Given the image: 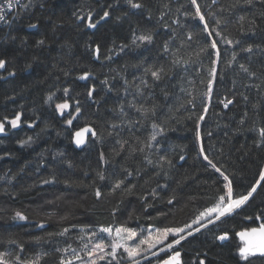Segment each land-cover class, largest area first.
<instances>
[{
	"label": "trees",
	"instance_id": "16d2710c",
	"mask_svg": "<svg viewBox=\"0 0 264 264\" xmlns=\"http://www.w3.org/2000/svg\"><path fill=\"white\" fill-rule=\"evenodd\" d=\"M133 3L142 6L28 0L0 28L3 260L130 264L119 256L86 261L97 243L109 245L103 228L123 226L136 233L184 229L178 248L143 264L162 263L173 251L182 264H264V258L242 261L236 238L258 225V215L264 219V181L234 213L194 223L226 191L224 176L235 198L264 171V0ZM105 11L108 19L101 20ZM149 35L151 41L138 39ZM85 73L92 78L81 82ZM65 102L71 111L61 115L55 107ZM84 126L97 135L77 150L72 137ZM225 232L228 239L218 240Z\"/></svg>",
	"mask_w": 264,
	"mask_h": 264
},
{
	"label": "snow or ice",
	"instance_id": "6c2138e0",
	"mask_svg": "<svg viewBox=\"0 0 264 264\" xmlns=\"http://www.w3.org/2000/svg\"><path fill=\"white\" fill-rule=\"evenodd\" d=\"M191 2L193 4H196V0H191ZM128 3L131 4L132 7L134 8H139L142 5L139 3H133V0H128ZM8 7V8H12L13 7V3L12 0H5V5H0V20H4L5 17L2 14L4 7ZM196 14L199 16L200 20L203 21L204 20V16L200 14V10H199V6H197V10H196ZM91 15V14H89ZM109 16V12L105 11L103 13V16L100 17L101 20H103L104 18ZM89 27H95L96 25L94 23L89 22ZM205 28L207 29V24H205ZM138 39H140L141 41H151L152 37L149 36H140L138 37ZM228 43H231V41H227ZM42 43V42H41ZM212 48H216V42L213 41L211 44ZM249 51H251V49H248ZM96 52L99 53V48L97 47ZM6 62L4 60H0V68H4L5 67ZM243 67V66H241ZM245 71H247V69H244ZM151 75L153 77H155L156 79H160V75L158 73V71H152ZM88 76V73H85L83 78H86ZM209 89H211V81H209ZM65 92H67V89H65ZM89 96L92 95V92L89 91ZM51 95L49 96V99H51ZM232 101L228 100L224 106L228 107L229 104H231ZM58 109L63 110L69 107L68 103H61V104H57L56 106ZM80 108L77 106L76 108V112H79ZM204 117L201 116L200 119L202 120ZM20 119V114H17L16 118L13 119L11 121V124L13 127H15L18 123ZM5 120H7V117L5 118ZM67 123L71 124L72 120H68ZM154 127H157V125H154ZM4 130V123L0 122V132H2ZM91 131V129L89 128H84L81 129L80 131L76 132V143L82 144L84 142L83 140V135L86 132ZM261 135L264 136V129H260ZM94 134V133H93ZM152 139H155V136L152 137ZM20 143H25V141H20ZM201 151H203V149H201ZM206 160L208 159L207 156L204 157ZM183 159V157H182ZM209 163H211V161H209ZM213 167H215V165H212ZM217 171H219V169H217ZM101 179H103L104 177L101 175L100 177ZM223 179L226 181L224 188L226 189V191L224 192L223 195H220L218 197L217 200V204L216 206L210 210V212H214L216 213V220H219L221 217H224L226 215H230L232 213H234L236 210L240 209L242 206H244L246 204V202L249 201L250 197L253 196V193L256 192L257 190V185L261 184V181H264V171L260 172V179L257 180L256 184L252 185L251 189L247 192V194H242L239 196H236L234 198V192H233V187H232V181L229 180L228 176H224ZM122 182H117V184L114 186V188H119ZM101 195L100 191L97 190L96 191V196L99 197ZM17 216H19L21 219H23L24 217L20 214L17 213ZM247 219H252V217H247ZM256 219H261V217L258 215L256 217ZM215 221L212 219L208 220L209 224L214 223ZM194 223H196V221H194ZM186 227H191L190 225H187ZM201 228L206 227L205 224H201L200 225ZM65 232H67V229H64ZM101 231L103 232H107L109 234H111L112 229L111 228H103ZM194 231L198 232L200 231V228H196ZM184 232V229H164L162 232H160L158 230L157 234L155 236H153L152 234H149V236L147 238L141 239L139 241L138 244H136L134 247H129L126 243L123 244V247L125 248V251L128 253L129 257H135L136 255H138V253L140 251H146V249H141L140 245L142 244H147L148 248H152L155 247L156 244L162 243L165 239H167L169 233H174L178 236V238L173 239L171 241V243H168L165 245V247L167 249H172L173 245H179L181 243V241L185 240V236L182 235L181 233ZM123 234H127L126 236ZM96 234L93 233V236H95ZM137 233L127 227H117L115 229V236L118 239H115V241L112 243L111 248H112V253L111 255L113 257H115L116 254V249L118 247L121 246V243L123 241L127 240H131L133 237H136ZM189 236L192 235V232L188 233ZM237 235L240 237V239L242 241H244V244L242 247L239 248V253H240V257L241 259L247 260L249 258V256L255 255L256 253L261 254L262 256H264V223H261L259 225V227H254L251 229H245L242 230L240 232L237 233ZM228 238V233H223L222 235L218 236L217 239L218 240H225ZM105 247V245L103 243H97L94 246L93 250L99 249V250H103V248ZM85 248H87V245H85ZM163 251V249H161ZM5 253H0V264H7V261L3 260ZM89 256L92 255V252L90 251L88 253ZM153 255H155V253H153ZM181 253L179 251H173L172 254L170 256H168L167 259L163 260L162 264H181ZM100 259H103L104 257L101 256L99 257ZM17 259H19V257H17ZM78 259V257H77ZM38 260L39 257H37V261H33L30 262V264H38ZM62 264H67V262H63ZM133 264H136V261L133 260ZM199 264H205L204 260H199Z\"/></svg>",
	"mask_w": 264,
	"mask_h": 264
},
{
	"label": "rangeland",
	"instance_id": "374dc122",
	"mask_svg": "<svg viewBox=\"0 0 264 264\" xmlns=\"http://www.w3.org/2000/svg\"><path fill=\"white\" fill-rule=\"evenodd\" d=\"M53 102V98H51L49 101H48V105L50 106L51 105V103ZM69 105V104H68ZM56 108V110L61 114V115H63V114H69L70 113V111H71V107L69 106L68 108H66V109H63V110H60V109H58L57 107H55ZM215 207V206H214ZM213 207V208H214ZM213 208H210L209 210H207L205 213H203L197 220H196V225L197 224H199V223H202V222H204V221H206V220H208V219H210V218H213L214 216H216V213H214V212H210V210L211 209H213ZM116 229V228H115ZM115 229H112V232H111V234H109V233H107V232H103V235H105L109 240H110V243H109V245L107 246V245H105V247L103 248V250L101 251V250H99V249H96V250H91V252H92V255L91 256H87V259H86V261L87 262H89V261H92L93 259H95L96 257H101V256H103L104 258L103 259H101V260H105V259H107V262L108 261H112V260H114V259H116L117 261H120V258L119 257H121V258H123V259H125V260H128V261H130V264H133V260H135L136 261V264H143V262H145V261H149V260H151L152 258H154L155 256H157V255H159L160 253H162V252H170V251H172L173 249H175V248H178L179 247V245H173V248L172 249H163V251H160V252H158L157 254H155V255H147L146 253L147 252H149V251H151L152 249H153V247L152 248H148V245L147 244H142V245H140V247H141V249H146V251H140L139 253H138V255H136L135 257H129L128 256V253L125 251V248L123 247V244H127L129 247H134L136 244H138L139 243V241L141 240V239H144V238H147L148 236H149V234H152L153 236H155L156 234H157V231H155V230H153V229H146V228H143L142 230H141V232H138L137 233V235H136V237H133L131 240H125V241H123L122 243H121V246L120 247H118L117 249H116V254H115V257H113L112 255H111V253H112V248H111V245H112V243L115 241V239H118V238H116V236H115ZM144 233V234H143ZM123 235H127V234H123ZM170 235H176V234H174V233H169V235L168 236H170ZM165 241V240H164ZM159 244H161V243H159ZM159 244H157V245H159ZM117 256H119V257H117ZM144 257V259H141V260H137L139 257ZM181 258V257H180ZM241 258V257H240ZM242 261H244V259H241ZM159 264H162V263H159ZM182 264V263H181Z\"/></svg>",
	"mask_w": 264,
	"mask_h": 264
},
{
	"label": "water",
	"instance_id": "95a60500",
	"mask_svg": "<svg viewBox=\"0 0 264 264\" xmlns=\"http://www.w3.org/2000/svg\"><path fill=\"white\" fill-rule=\"evenodd\" d=\"M2 1H3V0H0V3H1ZM105 19H108V17H106ZM101 22H102V21H101ZM95 27H96V26H95ZM95 27H93V29H94ZM98 55H99V53L96 52V57H95V59L98 58ZM89 78H92V76H91L90 74H88V76H87L86 78H83V79L80 78V81H81V82H86ZM91 92H93V91H91ZM84 128H89V129H91V131L84 133V135H83V137H82L83 140H84V142H83L82 144H79V145H78V144L76 143V139H77V137H76L75 134H76V132H78V131H80L81 129H84ZM93 133H94V134H93ZM3 134H4V130H3L2 132H0V136H2ZM96 135H97V133H96L95 129H94L92 126H84V127L80 128L79 130H77V131L74 132L73 137H72V145H73V147H74L75 149H77V150H84L85 148H87V147L89 146L90 139H91V138H95ZM263 221H264V219H259V220L257 219L258 225H257L256 227H259V225H260L261 223H263ZM236 238H237V241H238V243H239V248L242 247L243 244H244V241H242L238 235L236 236ZM226 240H227V239H225V240H223V241H226ZM238 255L240 256L239 250H238ZM254 258H264V256H262V255L259 254V253H256L255 255L249 256V258H248L247 260H249V259H254ZM180 260H181V258H180ZM78 261H79V259H74V260L68 261L67 264H75V263H77ZM244 261H246V260H244ZM181 263H182V260H181Z\"/></svg>",
	"mask_w": 264,
	"mask_h": 264
},
{
	"label": "built area",
	"instance_id": "2783aa9c",
	"mask_svg": "<svg viewBox=\"0 0 264 264\" xmlns=\"http://www.w3.org/2000/svg\"><path fill=\"white\" fill-rule=\"evenodd\" d=\"M27 1L28 0H12V3H13L12 8H8L5 6L3 13H2L5 19L0 20V28H4L6 26L11 25V22L14 19V16L20 9H22L25 6ZM0 5H5V0Z\"/></svg>",
	"mask_w": 264,
	"mask_h": 264
},
{
	"label": "bare ground",
	"instance_id": "6f19581e",
	"mask_svg": "<svg viewBox=\"0 0 264 264\" xmlns=\"http://www.w3.org/2000/svg\"><path fill=\"white\" fill-rule=\"evenodd\" d=\"M19 12V11H18ZM17 16V15H16Z\"/></svg>",
	"mask_w": 264,
	"mask_h": 264
}]
</instances>
